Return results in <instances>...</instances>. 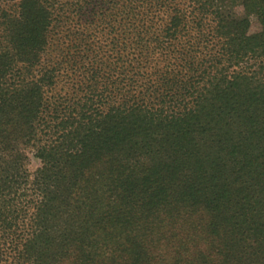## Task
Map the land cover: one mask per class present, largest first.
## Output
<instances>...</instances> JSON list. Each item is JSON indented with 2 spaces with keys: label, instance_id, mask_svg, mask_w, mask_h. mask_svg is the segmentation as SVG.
Returning a JSON list of instances; mask_svg holds the SVG:
<instances>
[{
  "label": "trees",
  "instance_id": "1",
  "mask_svg": "<svg viewBox=\"0 0 264 264\" xmlns=\"http://www.w3.org/2000/svg\"><path fill=\"white\" fill-rule=\"evenodd\" d=\"M0 264H264V0L1 6Z\"/></svg>",
  "mask_w": 264,
  "mask_h": 264
},
{
  "label": "rangeland",
  "instance_id": "2",
  "mask_svg": "<svg viewBox=\"0 0 264 264\" xmlns=\"http://www.w3.org/2000/svg\"><path fill=\"white\" fill-rule=\"evenodd\" d=\"M13 2H17V0H0V7L7 6ZM237 10H240V7H237ZM39 164V160L34 157L32 154H29L28 166L31 170H34Z\"/></svg>",
  "mask_w": 264,
  "mask_h": 264
}]
</instances>
